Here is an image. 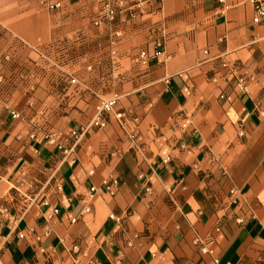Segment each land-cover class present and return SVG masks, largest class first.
Instances as JSON below:
<instances>
[{"label": "crops", "instance_id": "crops-1", "mask_svg": "<svg viewBox=\"0 0 264 264\" xmlns=\"http://www.w3.org/2000/svg\"><path fill=\"white\" fill-rule=\"evenodd\" d=\"M39 1L0 0L1 264H264L252 4L113 0L109 21L103 0Z\"/></svg>", "mask_w": 264, "mask_h": 264}, {"label": "built area", "instance_id": "built-area-1", "mask_svg": "<svg viewBox=\"0 0 264 264\" xmlns=\"http://www.w3.org/2000/svg\"><path fill=\"white\" fill-rule=\"evenodd\" d=\"M145 0H136L138 4L144 2ZM252 6H253V21L255 23H264V0H248ZM40 5L49 9V10H57L61 8L62 1L61 0H40ZM220 3H224V0H218ZM102 11L104 14V18H106L109 21H112L114 18L115 13V7L113 0H103L102 5ZM121 37V32L119 30H114L112 33V39L111 44H115L119 38ZM144 54V52H142ZM221 67L225 70V74L221 75L220 77L223 79H226L227 75H230L235 70V66H229L226 62H223L221 64ZM227 74V75H226ZM217 79L216 75H213L211 77V80L215 81ZM1 81V78H0ZM71 82H74V79L71 78ZM234 85L241 91H244L247 89L246 81L243 77H236L234 80ZM221 99H227L228 97L221 93L219 95ZM117 97L113 96L109 99H100L98 103L94 106V115L91 118V120L84 126H81L79 130L72 131V136L77 141L82 135L88 133L92 129H100L103 128L106 125V116L108 113L112 112L114 110L115 104H116ZM119 119L122 118L121 113L116 114ZM12 117H19L17 112L12 111L11 112ZM239 135H242L241 132H239ZM107 191L111 194L114 193L113 187L116 184L115 180H104L103 181ZM91 190H94V188H91ZM86 212L89 211V208L85 209ZM195 243H198V240L195 241ZM1 264V262H0Z\"/></svg>", "mask_w": 264, "mask_h": 264}]
</instances>
